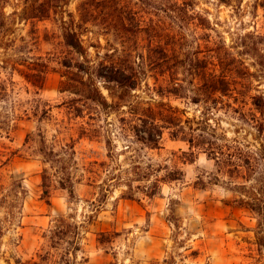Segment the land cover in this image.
Masks as SVG:
<instances>
[{"label": "rangeland", "instance_id": "rangeland-1", "mask_svg": "<svg viewBox=\"0 0 264 264\" xmlns=\"http://www.w3.org/2000/svg\"><path fill=\"white\" fill-rule=\"evenodd\" d=\"M32 1L0 0L13 40L0 65L7 58L14 64L40 56L50 68L37 96L36 118L13 121L14 115L33 109L29 101L34 97L15 71L9 75L13 93L0 99V264L38 262L40 249L48 248L42 236L60 216L72 217L69 222L82 223L87 231L77 264L83 259L88 264H264V160L255 156L251 170L244 172L205 151L209 141L230 153H256L264 145L257 131L260 110L254 105L255 98L264 104V0H175L190 5L188 15L197 14L196 19L180 17L183 68L174 78L184 89L177 96L168 93V74L150 71V61L163 59L152 52L150 37L142 35L134 49L143 55V63L135 61L142 72L136 90L117 105L98 81L111 105L98 111L60 92L65 80L60 62L72 58L61 21L80 24L78 6L84 0H55L47 18L25 20ZM165 2L117 0L116 15L133 27L150 28L158 20L163 26ZM95 16L92 24L75 28L93 64L121 49L113 31L107 33L105 11L98 9ZM215 56L234 72L233 80L225 93L195 101L194 73L213 72ZM73 104L82 109L79 117ZM146 110L161 127L154 143L141 139L145 127L138 118ZM42 150L56 156L46 159ZM101 163L109 167L100 168ZM137 166L143 170L137 172ZM43 169L50 181L49 207L42 199ZM107 170L120 180L109 182ZM62 178L71 179L73 198L59 185ZM129 195L134 200L122 199ZM240 199L258 204L259 212L240 205ZM97 200L105 201L95 212ZM100 233L106 234L101 245Z\"/></svg>", "mask_w": 264, "mask_h": 264}, {"label": "trees", "instance_id": "trees-1", "mask_svg": "<svg viewBox=\"0 0 264 264\" xmlns=\"http://www.w3.org/2000/svg\"><path fill=\"white\" fill-rule=\"evenodd\" d=\"M55 0H33L32 5L28 9V15L24 14V19H44L49 15V11L52 9V3ZM185 2V0H184ZM178 4L175 0H166L165 10L163 11L166 14L167 22L161 25V22L152 21L150 28L133 27L124 23L123 19L120 18L117 13V0H84L78 6V14L80 24L73 25V21L68 22L61 21L62 23V38L64 46L69 49L72 53V58L63 59L60 62V65L65 69L63 77L65 80L60 85V92H68L75 97L76 99L73 102L80 103L82 107H85L87 104L93 105L94 110L105 109L111 107L102 95L97 82L100 81L106 85V90L108 95L115 99V103L118 105L124 101L125 97L130 96L131 92L136 90L139 76L141 75V65L136 64V60H140L143 63V55L138 50H134L141 40L142 35L150 37L152 40L153 50L152 52L155 56L162 58V62L158 63L157 61H150L147 66H149L150 71L155 72V74L161 76L168 74L169 83L171 88L168 93L172 95H179L180 91L183 88L181 82L182 80L174 78L177 77L178 70L183 68V60L180 54V45L183 41V36L180 32L182 25L180 24V17L185 15L189 18L196 19L197 14L191 13L188 15V5L187 3ZM105 11L104 25L109 31H113V36H116L118 43L121 47L120 51L112 53L107 57V61H100L97 64H93L92 61L88 58V49L83 45L82 40L80 39L75 28L80 27L81 24H92L96 19V11ZM157 9V8H155ZM110 17L115 16V20H112ZM106 21V22H105ZM197 25L202 28L205 27L201 22ZM9 27L7 24V18L2 9H0V56L2 54L8 53L13 46V40L9 38ZM163 40V45L160 41ZM158 59V58H157ZM214 59L218 64H214V71L210 73H204L201 71L199 74L194 73L196 77V86L197 97L193 100L197 101L198 98L203 96L210 97L214 93L223 94L228 90L230 81L233 80L232 70L226 69V64H222L219 56H215ZM12 60L7 58L4 61H1L4 66L0 65V73H4L6 76L4 81L0 82V99L6 100L10 97L9 94L13 93V82L10 79V71H15L19 74L20 77L25 81V83L33 90V98L31 99V104L33 109L29 111H24L21 115H14L13 121H20L22 117L28 118L30 115L37 117L38 109L40 108V100L37 98L39 93L42 91L46 75L49 73L50 68L46 59L36 56V57H27L26 59L21 60V62H14L10 64ZM7 65H11L10 70H6ZM223 65L224 67H221ZM21 68H18V67ZM190 67V66H188ZM218 67V69H217ZM202 68V67H201ZM189 70V68H188ZM6 84L8 90L3 84ZM193 83V82H192ZM10 87V88H9ZM10 92V93H9ZM254 105L260 110L259 119L257 121V131L264 138V104L262 99L255 98ZM72 109L75 111L76 117H79L82 114V109L73 104ZM148 110L145 113L139 116V121L145 127V130L142 131L145 138H142L145 141L154 143L157 137H160V126L156 123L153 117L148 116ZM43 114L46 115V111H43ZM40 117V116H38ZM92 120L94 118H91ZM147 119H150L148 123ZM40 121V120H39ZM8 134V133H7ZM137 135V134H135ZM38 136H41L40 130L38 129ZM30 138V135H26L25 143ZM43 140V139H42ZM189 142H193L189 140ZM109 145V142H107ZM208 147L205 149L208 157H213L220 164L231 165L235 169H243L244 172L251 170V161L256 160L255 156H259L260 159L264 160V145H260V150L256 153H252L249 150L241 151L238 153L225 152L223 149L225 146H219L216 142H207ZM42 156L46 159H50L56 155L50 150H42L40 152ZM218 156V158H216ZM111 158V155L108 156ZM220 158V159H219ZM228 163V164H227ZM100 168L106 169L109 165L101 163ZM137 172L142 171L139 166L135 167ZM150 172V167L147 168ZM107 178L109 182L114 180H120L118 176H108L110 171L107 170ZM92 179L96 180L98 174L92 172ZM41 188H42V199L45 201V204L50 206V191H49V175L46 169H43L41 174ZM176 180V179H173ZM158 180L155 179L153 183V191L157 187ZM105 186V184L103 182ZM59 185L62 189H66L68 196L73 198V187L70 178H62L59 182ZM129 188V186H128ZM108 191V190H106ZM153 192L151 195L153 196ZM105 196L102 195V198ZM125 200H134L132 196L122 197ZM256 198L254 201H257ZM105 200H97L96 204L92 203L97 212ZM240 205H248L249 209L253 212L258 213V204L253 202L244 201L243 199L239 200ZM72 217H63L60 216L57 219H54L51 222L50 227L47 232L43 234V238L48 241V248L40 249V252L37 254V261L32 264H77L76 263V254L82 252L81 241L86 234V230L83 227L82 223H73L69 222V219ZM91 218L88 217V221L85 222L88 226L91 224ZM105 233L98 234L97 243L99 245L103 244L102 238L105 237ZM118 235V234H117ZM63 246V247H62ZM46 247V246H45ZM53 251V252H51ZM87 259H83V263L87 264Z\"/></svg>", "mask_w": 264, "mask_h": 264}, {"label": "crops", "instance_id": "crops-1", "mask_svg": "<svg viewBox=\"0 0 264 264\" xmlns=\"http://www.w3.org/2000/svg\"><path fill=\"white\" fill-rule=\"evenodd\" d=\"M89 263V261L87 262V264Z\"/></svg>", "mask_w": 264, "mask_h": 264}]
</instances>
